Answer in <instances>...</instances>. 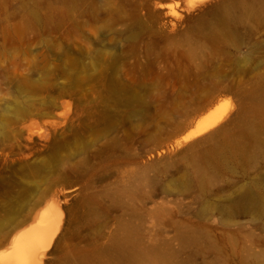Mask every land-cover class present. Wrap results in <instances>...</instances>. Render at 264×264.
<instances>
[{
  "label": "rangeland",
  "instance_id": "rangeland-1",
  "mask_svg": "<svg viewBox=\"0 0 264 264\" xmlns=\"http://www.w3.org/2000/svg\"><path fill=\"white\" fill-rule=\"evenodd\" d=\"M214 2L0 0V256L44 210L40 264H264V0Z\"/></svg>",
  "mask_w": 264,
  "mask_h": 264
},
{
  "label": "bare ground",
  "instance_id": "bare-ground-1",
  "mask_svg": "<svg viewBox=\"0 0 264 264\" xmlns=\"http://www.w3.org/2000/svg\"><path fill=\"white\" fill-rule=\"evenodd\" d=\"M174 5H178L185 13H195L200 9H205L213 4L214 0H172ZM219 2V1H217ZM218 6V5H216ZM161 8V7H160ZM175 6L167 8V13L174 14ZM185 18V17H184ZM180 22V21H179ZM227 109L213 106L205 114L200 116L194 126L181 136L178 145L187 143L196 137L203 135L220 124L227 117ZM75 188L66 190L67 193H74ZM59 217L40 211L38 216H34L31 222L25 224L17 234L20 236L8 251L0 256V264H40L43 249L49 245L53 235L58 229ZM16 234V235H17Z\"/></svg>",
  "mask_w": 264,
  "mask_h": 264
},
{
  "label": "water",
  "instance_id": "water-1",
  "mask_svg": "<svg viewBox=\"0 0 264 264\" xmlns=\"http://www.w3.org/2000/svg\"><path fill=\"white\" fill-rule=\"evenodd\" d=\"M246 113H247V108H246L245 103L242 100H239L237 102L236 111L220 127L215 129L214 131H212L210 134H208L204 138L196 140L195 142L189 144L186 148H184L182 151H180L174 157H164L161 159H157L156 161H167V160H170L171 158H177V157L178 158H180V157L181 158H186V157L189 158V157L195 156L197 153L201 152L202 150L207 149L210 146L212 137H209V136L214 134V137H219V138L222 137V134L225 130H230L231 128L237 127ZM242 115H243V117H242ZM12 234L10 235V238H11Z\"/></svg>",
  "mask_w": 264,
  "mask_h": 264
}]
</instances>
